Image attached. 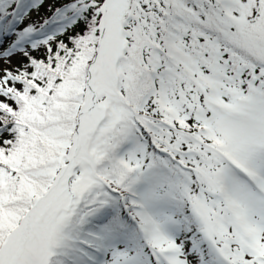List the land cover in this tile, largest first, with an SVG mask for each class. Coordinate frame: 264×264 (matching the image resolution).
<instances>
[{"label":"snow or ice","instance_id":"obj_1","mask_svg":"<svg viewBox=\"0 0 264 264\" xmlns=\"http://www.w3.org/2000/svg\"><path fill=\"white\" fill-rule=\"evenodd\" d=\"M0 264H264V0H0Z\"/></svg>","mask_w":264,"mask_h":264},{"label":"trees","instance_id":"obj_2","mask_svg":"<svg viewBox=\"0 0 264 264\" xmlns=\"http://www.w3.org/2000/svg\"><path fill=\"white\" fill-rule=\"evenodd\" d=\"M46 6H47V5H45V7H46ZM39 15H40V16L45 15V9H44V8H42V9L40 10ZM36 18H37V13H35V15L33 16V19H36Z\"/></svg>","mask_w":264,"mask_h":264},{"label":"rangeland","instance_id":"obj_3","mask_svg":"<svg viewBox=\"0 0 264 264\" xmlns=\"http://www.w3.org/2000/svg\"><path fill=\"white\" fill-rule=\"evenodd\" d=\"M35 13H33V15H34ZM13 62H15V61H13Z\"/></svg>","mask_w":264,"mask_h":264}]
</instances>
